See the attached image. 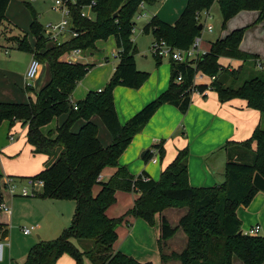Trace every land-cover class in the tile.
Here are the masks:
<instances>
[{"label": "trees", "instance_id": "1", "mask_svg": "<svg viewBox=\"0 0 264 264\" xmlns=\"http://www.w3.org/2000/svg\"><path fill=\"white\" fill-rule=\"evenodd\" d=\"M10 0H0V24L5 19V10ZM70 12V27L77 36L56 44L40 53L48 39L43 27L37 22L31 9L30 33L36 40L31 48L26 39L19 41L17 49L32 53L40 63L49 67L50 79L28 103H0V124L7 121L12 125L20 122L27 127L26 140L34 153L49 156L45 169L31 179H40L43 188L39 198L73 201L75 209L72 221L61 234L50 241H38L28 251L23 264H56L62 255L72 258L75 264H152L139 262L135 258L114 251L117 228L126 217L141 219L154 225L155 215L166 208H187L175 227L160 219L158 248L161 264L178 261L179 264H231L235 256L243 264L264 262V237L245 234L236 215L239 207H247L257 193H264V68L255 70L253 64L258 56L240 50L243 30H235L225 39L210 44L209 51L195 62L169 61L171 77L168 89L147 103L124 125H120L113 103L112 91L117 86L139 88L148 74L136 68V48L131 42L133 18L141 3L153 5L157 0H62ZM217 2L222 26L240 11L255 10L264 15V0H187L186 5L173 25L153 17L144 27L154 40L162 39L177 50L189 48L198 30L197 15L209 11ZM89 11L93 19L81 16ZM117 13L116 16H113ZM113 37L118 50V62L114 72L100 92H89L84 99L72 101L71 96L78 84L92 67L80 62H63L60 58L74 51L85 52L95 48L99 40ZM242 62L237 69L224 68L220 58ZM154 58V57H153ZM156 65L159 59L154 58ZM250 67V70L247 71ZM196 73L214 77L211 91L220 103L242 99L248 108L259 112V125L251 136L239 143H229L227 161L224 166V182L213 187L194 188L188 183V149L178 151L174 160L160 173L158 180H143L144 174L132 176L118 159L131 140L151 119L157 109L165 104L175 106L181 113L189 107L193 92L204 94L205 84L195 85ZM181 76L182 82L175 83ZM77 110L73 109V104ZM65 116L64 121L53 132L43 135L41 128L53 119ZM98 117L112 141L103 147L97 137V127L91 122ZM84 120L77 132L72 127ZM255 145L254 149L252 146ZM160 157L163 143L154 145ZM229 149L246 150L251 154L247 163L234 161ZM148 156V152L145 158ZM115 173L106 182L100 180L105 169ZM22 178V179H28ZM1 179V178H0ZM93 186L99 192L92 193ZM138 192L133 206L118 218H109L107 209L116 202V192ZM1 204V186H0ZM3 229V230H1ZM186 237V245L179 252L164 254L166 242L178 230ZM0 239L8 234L6 226L0 224ZM74 240L80 241L79 249Z\"/></svg>", "mask_w": 264, "mask_h": 264}, {"label": "crops", "instance_id": "2", "mask_svg": "<svg viewBox=\"0 0 264 264\" xmlns=\"http://www.w3.org/2000/svg\"><path fill=\"white\" fill-rule=\"evenodd\" d=\"M69 1L71 3L75 2ZM142 7L143 14H140V16L145 15L146 9H148L145 8V5ZM87 11L89 10L87 9ZM153 15L170 25L176 22L174 20L167 21V17L163 15L162 11L156 10L152 16ZM62 37L63 40L60 42L68 40L70 34L67 33ZM110 38L113 39L115 45L114 38L109 37L105 41H97L94 49L97 51L98 42L106 43ZM50 39L55 40V38H51L49 34L48 40ZM131 41L134 45L132 36ZM205 44L206 43L202 40L203 49ZM210 44L211 42L209 43V49ZM240 45L239 48L243 51ZM3 51L6 55L8 54L6 48ZM82 53L83 52L77 51L65 54L60 58V61L78 62L79 58L77 56ZM29 54L33 59L32 53ZM221 59L228 58L222 57L219 59V64L224 68L237 69L242 65L241 61L228 59L237 61L238 66L236 68L224 66L221 63ZM258 59L260 58L258 57ZM80 63L87 64L81 61ZM99 65L101 66L102 64ZM91 66L92 67L85 77L78 82L71 96L72 101H80L84 99L89 92H98V90L103 89L112 76L115 68V66L113 68H98L101 72L96 74V77L86 82V78L89 77V74L95 75L93 73L99 71L96 69L92 71L94 68L93 65ZM253 66L255 70H258L254 64ZM245 68H248L247 71L250 70V67L246 66ZM137 70L148 74L147 79L139 88L131 89L117 86L112 91L114 108L120 125H124L142 107L166 91L169 86L171 77L170 63L168 66H164L161 60L159 65L155 63L154 68H137ZM91 71L92 73H90ZM48 81H46V84ZM206 83L207 82H204L203 84ZM80 85L83 86V88H80ZM24 86L30 87L27 86L26 83ZM29 90H32V87L26 88V91ZM76 92L79 93L78 98L75 97ZM64 119L65 116L53 119L51 123L41 128L42 134L46 135L48 132L55 131ZM91 122L97 127V137L101 145L103 147L109 146L112 138L101 120L93 116ZM83 123L84 120H80L75 124L74 127L76 128L74 132H76ZM259 123H261L259 112L248 108L246 102L242 99H233L226 103H220L214 91L210 90L205 94L193 92L189 107L185 113H181L175 106L170 104L160 106L142 130L133 137L127 148L120 155L118 164L125 167L132 176L137 177L138 175L144 174L146 176L145 178L156 181L160 173L174 160L178 151L187 148L189 153L187 161L189 185L194 188L220 185L224 182V166L227 161L229 146L227 144L230 142L239 143L248 139ZM17 131H19L22 136L21 142L15 138ZM26 132L27 127L21 125L20 122H14L10 125L9 122L3 121L0 124L1 203L4 204L9 211L5 212L0 210V224L6 226L8 230L7 236L0 239V241L5 244L4 249L7 247V250L3 251V259L0 264H23L29 249L38 241H50L57 238L68 226L67 222H69V220L67 217L70 211L71 214H73V208L70 210L68 205L52 202L60 200L39 198L38 195L41 191H39L35 197L21 198V196L12 197L3 190L7 178L24 180L22 178L33 177L44 170L45 166L50 161L49 156L34 153V148L26 140ZM160 142L163 143L164 150L162 157H160L158 153H152V150L158 152L153 146L158 145ZM254 147L255 145L252 146L253 149ZM147 152L148 156L145 158ZM153 160L155 162H153ZM111 169L113 168L105 169L101 173V181H104L105 178L115 173V169H113L114 172L111 171ZM139 194L140 193L136 191L133 193L116 192L115 198L116 201L118 198L123 200L130 199L128 204L131 208L134 201L139 197ZM112 206L106 211V215L109 218H114L112 217L114 215L109 213ZM63 212H67V217H65ZM185 213L186 211L184 212V210H165L155 215L153 226L148 225L141 219H135L130 216L126 217L125 221L116 230L117 240L113 245V250L131 256L139 262L161 264L158 248L160 219L164 217L171 227H175L179 219ZM236 215L241 221L243 233L245 232V234H248L251 228L259 226V236L264 237V193H257L247 207H239L236 210ZM25 225L35 228L34 231L38 232V234H36V239L29 240L26 238L25 240L23 238V241L17 237L15 234L16 229L22 232L23 229H28L25 228ZM29 235L30 232L27 235L23 234V237ZM185 245L186 237L179 229L175 235L166 242L162 252L167 255L171 252L179 253L184 249ZM56 264H75V262L69 256L62 255L57 260ZM168 264H179V262L170 261ZM231 264H243V262L233 256ZM262 264H264V262Z\"/></svg>", "mask_w": 264, "mask_h": 264}, {"label": "rangeland", "instance_id": "3", "mask_svg": "<svg viewBox=\"0 0 264 264\" xmlns=\"http://www.w3.org/2000/svg\"><path fill=\"white\" fill-rule=\"evenodd\" d=\"M71 1L74 2L76 0ZM54 2L55 0L9 1L5 10V19L0 24V103H28L30 100L34 101L36 93L43 87L42 85H45L46 81H48V78L50 76L49 67L46 63L39 62L40 67L37 75L33 80L26 82L24 76L29 63L32 60V57L28 52L18 50L16 46H18L19 41L23 40L24 35L26 34L27 42L29 43L31 48H33V50L35 48L36 40L29 31V27L32 22L31 9L35 12L36 20L43 27L46 36H49V28L57 25L62 20V14L60 13V11L52 10ZM186 2L187 0H157V3L153 5L144 4L145 8L148 9H146V14L141 16L140 14H143V7H139L138 13L133 18L134 26L133 29H131V36L134 40V46L136 48V54L134 58L137 68L149 69L154 68L155 66V61L150 51L153 36L150 32L143 33L142 31L143 27L153 17H156L155 15L152 16L154 11H162L163 15L167 17V21H176L182 13L184 9L183 7H185L184 5H186ZM85 11L88 17L90 19H93V14L87 11V9ZM209 15L210 17L206 20V23L212 25L213 30L211 32L203 31L201 33L202 40L206 43L204 45V50H209V43L215 41L217 38L223 40L233 31L243 30V36L240 45L241 49L249 54L258 56L261 60H264V15L260 17V12L255 10L240 11L229 20H227L224 23V26H222V18L217 2H215L210 8ZM201 21H203V19H201ZM62 40L63 37L61 35L55 37V40L47 39L45 47L39 50V52L42 53L46 49L54 47L56 44L61 43L60 41ZM97 46V51L93 49L85 51L81 55L77 56L79 58L78 62L81 61L93 65L94 69L92 71H94L95 69L99 70L93 73L95 75L89 74V77L86 78V82L91 78L93 79V77H96V74H99L101 72V70L98 68H113L117 63V53L120 50L115 47L112 38H110V40H108L106 43L98 42ZM5 48L7 49V55L3 51ZM168 62L169 61L167 59H163L162 65L168 66ZM221 63L224 66H230L233 68H236L238 66L237 61L228 59H221ZM99 64L102 65L100 66ZM92 71L90 73H92ZM25 83L26 85L32 87V90L26 91V88L28 89L30 87L24 86ZM80 88H83V86L80 85ZM79 93L76 92V98L79 97ZM73 127L72 131L74 132L76 127ZM77 131L78 130H76V132ZM15 138H17L16 140L21 142L22 136L20 135L19 131L16 132ZM228 147L230 148V146ZM229 150L230 154L233 155L234 161L247 163L245 162V160L250 161L252 159L251 154H249L246 150ZM111 171L114 172L113 169H111ZM110 177L111 176L105 178L104 181H108ZM99 190V186H93L92 193L96 195ZM129 200L130 199L123 200L118 198L116 204L114 203L110 208L109 213L111 215H114L112 217L117 218L122 216L125 211L130 208L128 204ZM52 202H58L56 204L68 205L70 207V210L71 208H73L74 214L75 203L73 201ZM168 209L184 210V212L187 210V208L185 207H172L166 208L163 211ZM63 214L65 215V217H67V212H63ZM73 214H71V211L70 214H68V226L72 221ZM25 226V228L29 229L30 235L23 237L22 232L19 229H16L15 234L17 235V237L20 240H23V238L25 240L26 238H28L29 240L36 239V234H38V232L34 231L35 228L29 225ZM73 242L79 249H81L80 241L74 240ZM4 250H7V247H5ZM84 264L90 263L88 262V260H84Z\"/></svg>", "mask_w": 264, "mask_h": 264}, {"label": "built area", "instance_id": "4", "mask_svg": "<svg viewBox=\"0 0 264 264\" xmlns=\"http://www.w3.org/2000/svg\"><path fill=\"white\" fill-rule=\"evenodd\" d=\"M93 5H89L86 9H90V7ZM143 3L139 5V7L142 8ZM53 11H60L62 14V20L57 25L49 28V34L51 35V38H55L58 35H65L70 34V37L77 36V33L73 31L70 27V12L68 7L65 5V3L62 0H55L54 6L52 7ZM81 16L88 17V15L85 13V10L82 11ZM210 17L209 11H203L199 15H197L196 19L198 20L199 24L202 25V30L206 32H211L213 30L212 25H209L206 23V20ZM203 19V21H201ZM133 32V30H132ZM151 54L154 58H157L159 60L167 59L168 61H174L177 63H187L190 66H195V62L203 57L208 51L204 50L202 48V35L195 37L192 44L189 46V48L185 50H177L169 46L164 40H153L150 46ZM77 52V51H74ZM40 63L35 58H33L25 73V80L26 82L31 81L35 78L39 71ZM255 67L257 69L264 68V60L257 59L255 61ZM215 80L214 77H207L202 73H196L193 78V83L195 85L203 84L204 82H207L205 85L208 86L207 90L204 92V94L207 91H210V83ZM182 82L181 76H177L175 83L179 84ZM28 86V85H27ZM101 90H98L100 92ZM198 93V92H194ZM200 94V93H199ZM73 109L77 110V105L73 104ZM152 153H158L156 151L152 150ZM153 162H155L153 160ZM143 180H148L147 178L143 177ZM43 188V182L40 179H24V180H15L11 178H7L5 180V184L3 186V190L9 193L10 196H21V197H35L39 191H41ZM0 210H3L5 212H9L7 207L4 204H0ZM23 234L27 235L29 234V229H23ZM260 227L254 226L248 231V234L251 236H257L259 235ZM4 243L0 241V262L3 259V251H4Z\"/></svg>", "mask_w": 264, "mask_h": 264}, {"label": "water", "instance_id": "5", "mask_svg": "<svg viewBox=\"0 0 264 264\" xmlns=\"http://www.w3.org/2000/svg\"><path fill=\"white\" fill-rule=\"evenodd\" d=\"M116 15H117V13H115L113 16H116ZM198 30H202V26H201V24L198 25Z\"/></svg>", "mask_w": 264, "mask_h": 264}]
</instances>
